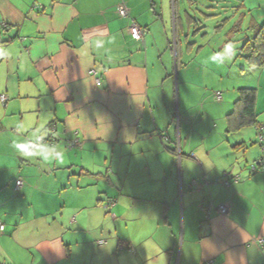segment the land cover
Listing matches in <instances>:
<instances>
[{
    "label": "crops",
    "instance_id": "0c3cea01",
    "mask_svg": "<svg viewBox=\"0 0 264 264\" xmlns=\"http://www.w3.org/2000/svg\"><path fill=\"white\" fill-rule=\"evenodd\" d=\"M235 14L250 35L264 0H0V264H264V149L231 145L235 89L209 88Z\"/></svg>",
    "mask_w": 264,
    "mask_h": 264
},
{
    "label": "rangeland",
    "instance_id": "374dc122",
    "mask_svg": "<svg viewBox=\"0 0 264 264\" xmlns=\"http://www.w3.org/2000/svg\"><path fill=\"white\" fill-rule=\"evenodd\" d=\"M201 10H204V9H201ZM189 13L191 14V11ZM196 13H197V15H199L196 18H199L201 15L199 14V12H196ZM226 15H229L228 11H226ZM248 19L249 18H247L246 16L240 18L238 14L231 15L230 18H226L224 20L225 23L223 25H221V28H220V29L233 28V29L236 30V32L234 33V36H233V40L234 41H227L226 43L221 42L216 47V55L219 54V55L216 56L217 59H218V62H219L218 66L216 67L217 76H222L221 73L223 71H224V74H223L224 76L218 78L217 80H215V86L214 87H209L210 90H212V91L215 90V91H219L220 93H222V97H223L224 90L233 91L235 89V91H234L235 96L230 101L231 102V107H230V109H229V107H228V109H226V111H225L226 113L230 112V110L233 109L234 101L238 97L237 89L240 88V87H255L256 90H257V94L259 92V98H258L259 99V105L264 101V79L262 78L260 83H257L256 70H254L255 72H252V70L254 68L251 67V66L248 67V65L245 64L243 58L238 56V54H239L238 48H239V46H240V44H241V42L243 40L242 37L245 35L246 31H244L245 30L244 28L247 25ZM203 21L206 22L207 29H203L202 31L206 32L205 33L207 35L206 36V40H209L212 37V30L216 28V27L214 28V26L217 25V21L218 20L214 19V20H210V21L209 20H203ZM240 24H242L241 27H240ZM238 28L242 29V31L238 30ZM191 29H193V28L191 27ZM219 35L223 36V32H221ZM231 35L232 34H228L226 36V39L229 38ZM244 66H245V68H248V71H250L249 72V76L248 75L246 76V79H248V80L244 81L245 78H241L243 81H239V80H237V78L240 79L239 76L242 75V68ZM208 81H209L208 84L209 83H210V85L213 84L212 81H210V80H208ZM233 84H235V85H233ZM193 87H196V86L193 85ZM206 87H208V86H206ZM258 99H257L256 102H258ZM212 100H213V98H212ZM176 103H177V100H176ZM216 103H219V102H217L215 100V98H214V101L208 102L207 103L209 105L208 109L212 110V107H213V109L216 108V107L219 108V105L216 104ZM201 105H202V97L201 96H200V99L198 101L195 98L190 101V107L194 108L195 110H198V108H200ZM177 106H178V104H177ZM181 108H182V104H181ZM205 111H203V112H205ZM219 112L216 111V115L218 117H217V119L215 121V123H218V127H220L219 125H224V117ZM173 113H175V109L173 110ZM259 119H263L264 120V113L260 114ZM203 120L204 119L202 117L199 118V122L202 123ZM259 123H264V121L263 122H259ZM218 130H219V128H218ZM218 130L214 134L219 133ZM252 132H253V130L250 127L249 128L248 127L247 128H241L239 130H234V131H232L230 133H226V137L230 140L231 145H234L235 142H236L235 140H237L241 136H244V138H248L249 133H252ZM246 142H247V145H248L247 148L255 146V147H258V148L261 147V150H263L264 149V133H263V140L262 141H259L257 143H252V142H249V141H246ZM241 149H243V147ZM241 151L242 150H240V152ZM238 158L243 160L242 159L243 157H242L241 154H240V156ZM111 208H112V203H110V204L109 203L107 204V202L103 203V209H105V215L104 216H105V221L107 222V224H103L102 223L103 225H101L99 227V234L103 233V237H100V238L102 240H104L105 242H107L106 230L111 227L110 222L107 220V217H109V214H110L109 211H111ZM66 212H67V210H66ZM102 227H103V229H102ZM115 228H116L115 225H113V229H115ZM123 228L124 227H119V231H123ZM94 239H97V238L95 237ZM104 244H99L96 241V245L101 246V245H104Z\"/></svg>",
    "mask_w": 264,
    "mask_h": 264
},
{
    "label": "trees",
    "instance_id": "16d2710c",
    "mask_svg": "<svg viewBox=\"0 0 264 264\" xmlns=\"http://www.w3.org/2000/svg\"><path fill=\"white\" fill-rule=\"evenodd\" d=\"M248 30H251V34L246 33L242 38L241 45L239 46L238 56L244 58L245 62L249 66L260 67L264 64V21L258 25H251ZM238 97L234 101L233 109L226 114V132L230 133L234 130H239L243 127L254 126L257 132V140H263L264 123H259L257 116L258 113L255 109V101L257 96V90L255 87H240L237 89ZM220 100V99H218ZM237 146V145H235ZM264 157L258 159L255 163L249 166V170L254 172L261 168ZM261 161V163H259ZM238 177V176H237ZM236 177V178H237ZM16 185V182H15ZM14 185V190L16 189ZM22 186V185H21ZM113 200L108 201L112 203ZM99 244H104V240H99ZM121 248V244L119 246ZM130 248V251L134 250Z\"/></svg>",
    "mask_w": 264,
    "mask_h": 264
},
{
    "label": "built area",
    "instance_id": "2783aa9c",
    "mask_svg": "<svg viewBox=\"0 0 264 264\" xmlns=\"http://www.w3.org/2000/svg\"><path fill=\"white\" fill-rule=\"evenodd\" d=\"M117 13H118V15L121 18H128L130 16V14H129V8L127 7V5L123 1H121L117 5ZM129 33H130V35H131V37L133 39L142 40L143 35L145 34V30H144V28H142L139 25H137L135 22L130 21V24H129ZM97 84H99V81H97ZM215 95H216V98L217 99H221V93L220 92H216ZM0 101L2 103H4L6 101V97L4 95H1L0 96ZM263 161H264V159H263ZM259 163H261V161ZM262 165L264 167V163L263 162H262ZM21 185H22V182L20 180H17L16 181L15 188L16 189H19L21 187ZM211 208H212V205L210 204L209 205V209H211ZM217 211L219 213H221V214H227L228 209H227V206L226 205L220 204V205L217 206ZM3 231H4V225L0 222V233H2ZM257 242L262 245V239H258ZM207 263L208 264H211V261H208Z\"/></svg>",
    "mask_w": 264,
    "mask_h": 264
},
{
    "label": "clouds",
    "instance_id": "9594fccd",
    "mask_svg": "<svg viewBox=\"0 0 264 264\" xmlns=\"http://www.w3.org/2000/svg\"><path fill=\"white\" fill-rule=\"evenodd\" d=\"M217 55H219V54H217ZM45 151H46V149H44Z\"/></svg>",
    "mask_w": 264,
    "mask_h": 264
}]
</instances>
